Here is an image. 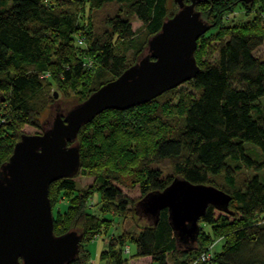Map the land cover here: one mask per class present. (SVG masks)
<instances>
[{
    "label": "trees",
    "instance_id": "16d2710c",
    "mask_svg": "<svg viewBox=\"0 0 264 264\" xmlns=\"http://www.w3.org/2000/svg\"><path fill=\"white\" fill-rule=\"evenodd\" d=\"M59 1L0 0V166L19 140L20 127L38 125L51 86L84 84L85 100L133 65L148 39L173 16L168 0H70L69 5L67 0L57 7ZM210 1L197 5L213 8ZM255 1L225 0L224 7L211 10L216 12L212 17L224 23L229 6L254 7ZM109 5L114 10L103 14L98 29L93 15L108 12ZM257 13L264 15V0ZM259 24L221 26L224 37L213 61L200 57V40L213 24L200 36L194 52L199 71L184 82L197 94L186 108L175 87L125 110H104L80 128L78 174L94 177L97 199L89 205L93 190L79 188L75 176L49 185L54 233L82 235L78 256L67 264H86L89 253L83 244L94 242L103 230L108 240L100 264L128 263L123 251L129 243L135 245L130 258H149L150 264H264V177L238 178L244 170L264 169V59L254 54L264 42ZM163 163L169 169L160 167ZM176 176L232 196L226 212L207 207L192 244L176 239L167 209L155 224L134 210L145 194L162 190ZM119 184L138 185L140 195L128 197ZM106 212L131 215L138 233L107 234L111 220L101 216ZM217 241L220 250L214 248L201 261Z\"/></svg>",
    "mask_w": 264,
    "mask_h": 264
},
{
    "label": "water",
    "instance_id": "95a60500",
    "mask_svg": "<svg viewBox=\"0 0 264 264\" xmlns=\"http://www.w3.org/2000/svg\"><path fill=\"white\" fill-rule=\"evenodd\" d=\"M174 1L177 12L148 39L146 53L136 63L65 114L58 113L42 133L22 134L14 144L0 166V264H67L77 257L82 235L75 230L61 235L53 231L49 185L78 173L76 139L96 115L147 102L197 75V40L212 24L195 8L202 0ZM231 199L213 185L176 176L162 190L145 194L134 210L155 224L160 211L167 209L176 239L192 244L207 207L226 212Z\"/></svg>",
    "mask_w": 264,
    "mask_h": 264
},
{
    "label": "rangeland",
    "instance_id": "374dc122",
    "mask_svg": "<svg viewBox=\"0 0 264 264\" xmlns=\"http://www.w3.org/2000/svg\"><path fill=\"white\" fill-rule=\"evenodd\" d=\"M67 0H63L61 2V0L56 4L57 7H60L64 2H66ZM74 0H71V2ZM203 1H208V0H203ZM234 3L236 0H232ZM70 0H68L66 2V4H71ZM205 2V3H206ZM210 2H214L212 3L214 10H218L222 7H224V3L225 0H211ZM256 4L254 7L251 6V4L249 6H239V8H233V7H228L229 9L227 10V13L222 15L223 18V22L224 23H220L217 22L215 18L212 17V14L216 13V12H211V10L213 9L211 6H208L210 3L205 4V5H196V10L201 12V16L202 19L204 21H206L209 24H213V27L211 28V30H209L203 37V40L201 39V43H202V49L200 50V57L202 61H213L217 55H216V46L218 44V41L220 40L221 37H224V29H221V26H227V27H232V26H238V25H245V23L249 24V22L252 23H260L264 25V15H260L257 13V15H255L256 10L259 9V5L261 3V0H256L255 1ZM62 3V4H61ZM188 3V2H187ZM190 3V2H189ZM215 5V6H214ZM253 5V4H252ZM168 10L170 14H175L178 10V5L174 0H168ZM107 9L109 10L108 12L106 11H100V12H94L93 16L95 17V23H96V27L98 29H100L102 27V24L100 23L99 19L102 18L103 14L104 16L106 14H109L110 11L114 10V5H109L107 6ZM233 11H235L233 13ZM79 12V11H78ZM80 17V15H79ZM80 21L82 22V19L80 18ZM138 22L135 21V23L133 24L134 26L137 25ZM259 24V25H260ZM197 46H198V40H197ZM197 48V47H196ZM146 49L147 46L145 47V49L143 50V52H141L139 55H137V57L135 58V63L139 60V58H141L145 53H146ZM199 52H197L195 55L196 57L199 56L198 54ZM255 56L260 57L262 59H264V42L261 46H259L255 51H254ZM127 57L129 59H133V56H131L130 52H127ZM195 57V56H194ZM178 90L176 91V95L178 96V99L181 101V105L183 108H186L196 97V90L190 85V84H186V83H182L180 85L177 86ZM65 89H61L58 88L57 86L53 85L50 88V101L49 103L43 107L40 112L38 113L37 116V122L38 125H22L20 127V131H21V135L22 134H40L42 133V131L47 128L51 122L53 121L54 117L58 114V113H62L65 114L67 111H69L71 108H73L74 106L80 104L81 102H83V97L85 96V94H87L88 88L86 85L84 84H80V83H75L74 85H67L64 86ZM4 92L0 93V98H3ZM56 95V97H55ZM183 98V99H182ZM175 101V100H174ZM2 103V101L0 100V104ZM179 104V103H178ZM122 117V116H121ZM76 144L77 140H76ZM249 147H252L249 145ZM255 150H258L254 147H252ZM126 154V149L124 151V155ZM125 159V158H124ZM162 168L165 169H169V166L167 163H163L161 164ZM79 173V171H78ZM76 174L75 175V181L77 183V186L79 188L82 187H91V190H93V192H91L92 196H91V204L89 205H93V203L95 202V200L97 199L98 195L97 193H95L94 191V177L91 176H85V175H81V174ZM253 175V174H258L261 177H264V169L261 171H253L251 169L249 170H244V172H240L238 176V178L243 179L244 177H246L247 175ZM119 186L122 188L124 194H126L128 197L130 198H137L140 195V191L138 188V185H135L133 187H127L124 185H120ZM90 203V202H89ZM64 206V205H61ZM219 213L218 211H216V214ZM101 216L103 218H108L111 221L108 223V232H106L107 234H117L120 233L122 231H127L130 234H136L138 233L139 228L137 227V225L134 223V220L131 218V215L128 214H111L108 212L104 213L103 215L101 214ZM200 225V222H199ZM204 230H208L205 226L203 227ZM201 229V228H200ZM102 235H98V239L97 238H93V240L97 239L95 242H89V243H85L83 244V246L85 247L86 251L89 253V257L91 261H96L97 263H101L100 261V254L101 252L106 248V242L105 239L107 238L106 234H104V230L101 232ZM108 240V238L106 239ZM221 243L220 241L215 242V244H211V250L213 251V249L215 248L216 250H220L221 247ZM129 247V251L123 253V256L125 258L128 259V263L125 264H150V259L147 258L146 260L143 259H131L130 256L133 255L134 251H135V245L133 243H129L128 245H126ZM79 254V252H78ZM78 256V255H77ZM89 259L86 261L88 262ZM94 261V262H95Z\"/></svg>",
    "mask_w": 264,
    "mask_h": 264
},
{
    "label": "built area",
    "instance_id": "2783aa9c",
    "mask_svg": "<svg viewBox=\"0 0 264 264\" xmlns=\"http://www.w3.org/2000/svg\"><path fill=\"white\" fill-rule=\"evenodd\" d=\"M128 251H129L128 246H126L124 252H128ZM211 252H212L211 247H209L207 252H204L200 255V260L201 261L208 260L211 255ZM87 264H96V263L94 261H89Z\"/></svg>",
    "mask_w": 264,
    "mask_h": 264
},
{
    "label": "clouds",
    "instance_id": "9594fccd",
    "mask_svg": "<svg viewBox=\"0 0 264 264\" xmlns=\"http://www.w3.org/2000/svg\"><path fill=\"white\" fill-rule=\"evenodd\" d=\"M128 249H129V247H128ZM123 253H125V252L123 251ZM89 261H91V260H90V257H89ZM89 261H88V262H89ZM94 261H95V260H94ZM88 262H86V264H87ZM95 263H96V264H100V263H97L96 261H95Z\"/></svg>",
    "mask_w": 264,
    "mask_h": 264
},
{
    "label": "crops",
    "instance_id": "0c3cea01",
    "mask_svg": "<svg viewBox=\"0 0 264 264\" xmlns=\"http://www.w3.org/2000/svg\"><path fill=\"white\" fill-rule=\"evenodd\" d=\"M96 240H94V242H95ZM105 242H106V245H107V240L105 239ZM106 249V248H105ZM141 259H143V260H146L147 258H141Z\"/></svg>",
    "mask_w": 264,
    "mask_h": 264
},
{
    "label": "bare ground",
    "instance_id": "6f19581e",
    "mask_svg": "<svg viewBox=\"0 0 264 264\" xmlns=\"http://www.w3.org/2000/svg\"><path fill=\"white\" fill-rule=\"evenodd\" d=\"M44 76L46 77V76H48V74L47 75H44Z\"/></svg>",
    "mask_w": 264,
    "mask_h": 264
}]
</instances>
